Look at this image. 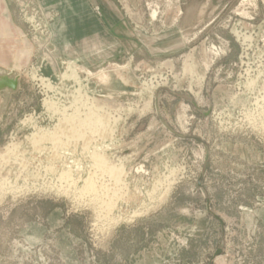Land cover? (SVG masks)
<instances>
[{
	"label": "rangeland",
	"instance_id": "374dc122",
	"mask_svg": "<svg viewBox=\"0 0 264 264\" xmlns=\"http://www.w3.org/2000/svg\"><path fill=\"white\" fill-rule=\"evenodd\" d=\"M47 2L0 0V66L20 79L0 92V264H264V0H81L95 21L58 37L69 4ZM87 98L123 171L99 162L69 188L83 140L58 155L34 139L94 113Z\"/></svg>",
	"mask_w": 264,
	"mask_h": 264
},
{
	"label": "bare ground",
	"instance_id": "6f19581e",
	"mask_svg": "<svg viewBox=\"0 0 264 264\" xmlns=\"http://www.w3.org/2000/svg\"><path fill=\"white\" fill-rule=\"evenodd\" d=\"M245 34V33H244ZM237 35V34H236ZM243 36V35H242ZM241 36V37H242ZM238 37V36H237ZM240 37V36H239ZM239 39H241V38H239ZM251 39V38H250ZM39 43V42H38ZM47 43V42H46ZM244 43V42H243ZM246 44H248V43H246ZM47 45H48V43H47ZM249 45V44H248ZM44 46V45H43ZM40 48H41V46H40ZM45 49V48H44ZM41 50V49H40ZM53 51V50H52ZM51 53V52H50ZM53 53V52H52ZM48 54V53H47ZM46 55V54H45ZM50 56H51V54H50ZM53 56V55H52ZM43 58H45V57H43ZM52 60V59H51ZM42 63V62H41ZM49 63V62H48ZM50 64V63H49ZM68 65H70V64H68ZM52 67H54V65L52 66ZM51 67V68H52ZM61 67V66H60ZM70 68V67H69ZM55 69V68H54ZM52 70V69H51ZM64 70V69H63ZM12 72H15V71H10V72H8L9 74H11ZM67 72V71H66ZM65 72V73H66ZM249 72V71H248ZM13 74V73H12ZM69 74V73H68ZM70 75H71V77H73L74 79L75 78H78L79 79V76H78V74L73 70L71 73H70ZM62 77H64V76H62ZM66 77V76H65ZM65 77H64V79H65ZM70 78V77H69ZM93 78V77H92ZM96 78V77H95ZM72 79V78H71ZM58 80V79H57ZM63 80V79H62ZM68 80V79H67ZM66 80V81H67ZM44 81V80H43ZM42 81V82H43ZM49 81V80H48ZM68 82V81H67ZM50 83H52V82H50ZM79 84V83H78ZM48 85V84H47ZM48 86H50V85H48ZM86 86V85H85ZM52 88H54V87H52ZM97 90V89H96ZM81 91V90H80ZM242 94V93H241ZM82 95V94H81ZM264 97V96H263ZM48 102V101H47ZM51 102V101H50ZM84 103H87V104H83L85 107L87 106L88 107V109H90V110H96L94 113H91V114H88V115H86V118L84 119H82V117H74V118H72V119H70L69 118V116H68V119H66V118H64V117H61V119H65L64 121H66V123L64 124L63 123V127H61L62 126V124L61 123H59V125H60V127L61 128H57L58 129V131H53V133H52V131H50L51 133H49L48 132V130H47V132H45V133H43V134H41L40 136H39V138L37 139V140H35L34 138V143H36L35 141H37V143L36 144H41V143H43V141H45V143H46V141H51V144L52 145H54L52 148H53V151L55 150V153L56 154H58L59 152V150H62V151H65V149H67L66 147H69V146H74V144H77L76 143V141H78V140H83V144L84 145H82V153L83 154H86L85 156H84V159H82V160H84V161H86V164L85 163H83V164H81V165H79V167L77 168L76 167V169H71V168H69V167H67V168H69L68 170H67V172L69 171L70 173H69V176L71 177V180H72V178L73 179H75L76 181H74V180H72L71 182H70V184H68L67 182V185H68V187L69 188H72V184H74L75 186H78V187H80V188H86V184L88 185V182L87 181H89V180H87V178L89 177V175L91 174V176H90V179L92 178V174L93 173H90V171L91 170H95L96 169V172H97V168L99 167V165H98V163L100 162V164L103 162V163H105V164H107L106 166H108L107 168H109V166H112V173L110 172V170H109V172H110V174H111V176L112 175H116L117 177H118V175H120V174H118L119 172H121V171H119L118 173H117V171L118 170H122L123 171V166H121V163H120V160H119V163L120 164H117V163H115V161L113 160V159H111V160H113V161H107L108 159H107V157L105 158V156H104V154H105V151H107L109 148L106 146V144H107V138H106V136H107V131H109V133L111 132V131H114L113 130V124H112V121H111V119L109 120V119H105V118H103V117H105V116H98V117H96L97 118V120H99V119H101L100 121H99V123L101 122V124H100V130H101V132H105V135L103 134V133H101V132H99V133H101V135L98 133V132H96L95 131V127H94V124L92 125V127L91 126H89V127H91L90 129H89V127L87 126L88 124H86V121L87 120H89V118L90 119H92L91 118V115L92 114H94L95 116H96V114L95 113H97V114H100V112H98V110H102L104 107H102L100 104H97V103H95V101H93V100H90V99H86L85 100V102ZM51 104V103H50ZM49 104V106H51ZM264 104V103H263ZM46 106H47V103L45 104ZM57 105V104H56ZM245 106V105H244ZM247 106V105H246ZM257 106V105H256ZM54 107H55V105L54 106H52V109H54ZM58 107V106H57ZM106 107V106H105ZM47 108H48V106H47ZM47 108H46V112H47ZM81 108V107H80ZM79 109V108H78ZM49 110V109H48ZM55 110V109H54ZM57 110V109H56ZM113 110H115V109H113ZM116 111V110H115ZM130 113V112H129ZM54 114H56V113H54ZM53 114V115H54ZM85 114V113H84ZM83 114V115H84ZM57 115V114H56ZM62 115H64V116H66V113L65 114H62ZM61 115V116H62ZM74 115V114H73ZM101 115V114H100ZM249 115H250V112H249ZM60 116V115H59ZM76 116V115H75ZM67 117V116H66ZM84 117H85V115H84ZM94 117V116H93ZM107 118V117H106ZM248 118V117H247ZM62 122H63V120H61ZM60 121V122H61ZM246 121H248V120H246ZM245 121V122H246ZM250 121V120H249ZM26 122V121H25ZM29 122V121H28ZM32 122V121H31ZM47 122H48V120H47ZM57 122H59V120L57 121ZM92 122V121H91ZM94 123H95V120H94ZM99 123H98V126H99ZM115 123V122H114ZM250 123V122H249ZM252 123V122H251ZM52 124V123H51ZM245 124V123H244ZM58 124H56V126H57ZM90 125V124H89ZM55 126V125H54ZM55 126V127H56ZM97 126V125H96ZM118 126V125H117ZM36 126H34L33 128H35ZM57 127H59V126H57ZM115 128V127H114ZM263 128H264V126H263ZM43 129V128H42ZM46 129V128H45ZM54 129V128H53ZM56 129V128H55ZM52 130V129H51ZM90 130H91V132H90ZM99 130V131H100ZM44 131H46V130H44ZM89 132L90 133H92L91 135L93 136V139H91V138H89ZM99 135L100 137H96V135ZM34 135V134H33ZM97 135V136H98ZM92 136H90V137H92ZM110 136V135H109ZM33 137V136H32ZM32 137L30 138V139H32ZM95 137V138H94ZM86 138H88L87 140H86ZM115 138V137H114ZM29 139V140H30ZM109 139V138H108ZM41 142V143H40ZM92 142H94V144L92 143ZM97 142H99V143H97ZM111 142V141H110ZM33 143V144H34ZM69 143H71L70 145H69ZM31 144V143H30ZM35 144V145H36ZM48 144V143H47ZM15 145V144H14ZM112 145V144H111ZM16 146H18V145H16ZM16 146H14L13 148V150H18L17 148H19V147H17L16 148ZM51 146V145H50ZM76 146V145H75ZM87 147V148H86ZM114 147V146H113ZM111 148V147H110ZM38 149H40V147L38 148ZM44 149H45V147H44ZM50 149V148H49ZM48 149V150H49ZM64 149V150H63ZM76 149V148H75ZM41 150H43V149H41ZM47 150V151H48ZM52 150V149H51ZM50 150V151H51ZM45 151V150H44ZM46 151V152H47ZM49 151V152H50ZM12 153V151L11 150H8V153ZM39 152H40V150H39ZM46 152H44V153H46ZM52 152V151H51ZM9 153V154H10ZM48 153V152H47ZM80 153V152H79ZM81 153V154H82ZM9 154H7V155H9ZM17 154V153H16ZM80 154V155H81ZM88 154H91V157L90 156H88ZM22 156L24 155V154H21ZM52 155V154H51ZM59 155V154H58ZM6 155L4 154L3 156H2V159L3 158H6L5 157ZM53 157V156H52ZM59 157V156H58ZM64 157V156H63ZM9 157H7V159H8ZM50 158V157H49ZM48 158V159H49ZM94 158H96V162L94 163V160H92V159H94ZM116 158V157H115ZM121 158V157H120ZM48 159L46 158V161H48ZM57 159V158H56ZM52 160V159H51ZM7 161H9L10 162V160H7ZM6 160L4 161V164H8V166H9V162H7ZM50 161V160H49ZM6 162V163H5ZM53 162V161H52ZM122 162V161H121ZM49 163H51V162H49ZM57 164H59V163H57ZM72 164V163H71ZM76 165V164H75ZM96 165H98V167H96ZM20 167H22V165H19ZM27 166H29V165H27ZM26 166V167H27ZM33 166V165H32ZM47 166V165H46ZM63 166H65V165H63ZM19 167V168H20ZM24 167V166H23ZM71 167V166H70ZM100 167H101V165H100ZM105 167V166H104ZM19 168H18V170H19ZM49 168V167H48ZM102 168H103V166H102ZM55 169V168H54ZM64 169V168H63ZM101 169V168H100ZM110 169V168H109ZM17 170V169H16ZM24 170V169H23ZM78 170H80V172L78 171ZM20 171L21 170H19V173H20ZM57 171H58V169H57ZM64 171V170H63ZM99 171V170H98ZM108 171V170H107ZM106 171V172H107ZM18 172V171H17ZM22 172V171H21ZM94 172V171H93ZM103 172H104V169H103ZM18 173V174H19ZM46 173V172H45ZM55 173V171L53 172V174ZM90 173V174H89ZM173 173H176V172H173ZM2 174V173H1ZM8 174V173H7ZM23 174V173H22ZM50 174H52V173H49V175ZM128 174V173H127ZM20 175L21 174H19L18 176L20 177ZM45 175V174H44ZM64 174H63V172L62 173H59L58 174V177L55 175V176H53V175H50V176H52V178H51V181L50 182H53L54 181V179H60V178H63L64 176H63ZM68 175V173H66V176ZM86 175V176H85ZM122 175V174H121ZM172 175V174H171ZM176 175V174H175ZM28 176V175H27ZM40 176V175H39ZM103 176H105V173H99V172H97V173H95L94 175H93V177H103ZM107 176V175H106ZM109 176V175H108ZM115 176V177H116ZM126 176V175H125ZM124 176V177H125ZM1 177V176H0ZM8 177V176H7ZM18 177V178H19ZM30 177H32L33 179H36V177L37 176H35V175H33V174H31V176ZM29 177V178H30ZM170 177H172V176H170ZM50 178V177H49ZM110 178H112V177H110ZM119 178V177H118ZM177 179H178V177H176ZM3 181H4V179L3 178H1ZM7 179V178H6ZM64 179H67V178H65L64 177ZM63 179V180H64ZM101 179V178H100ZM113 179V178H112ZM112 179H111V182H112ZM120 180H121V178H119ZM165 179V178H164ZM167 179V181H168V179H169V177L168 178H166ZM19 179H17V181H18ZM27 180V179H26ZM25 180V181H26ZM62 180V181H63ZM68 180H69V178H68ZM173 180H175V178L173 179ZM9 181V180H8ZM57 181V180H56ZM61 180H60V182H62ZM99 181V179H92L91 181H90V184H92L94 187L92 188V189H90V190H88V188H87V190H85V193L86 194H89V195H92V200H90V201H94V200H96V199H98V197L97 196H99L100 195V193H99V195H96L97 194V191H96V185H97V183H99L98 182ZM113 181H114V179H113ZM28 182V181H27ZM27 182H26V184H27ZM58 182V181H57ZM57 182L55 183V184H57ZM72 182H74V183H72ZM115 182V181H114ZM165 182V181H164ZM162 183V184H165V183ZM63 183V182H62ZM65 183V182H64ZM121 183V182H120ZM119 183V184H120ZM5 184H8L7 183V181L5 180L4 181V183H2V186H4ZM29 184V183H28ZM101 184V183H100ZM116 184V183H115ZM125 184V183H124ZM1 185V184H0ZM12 184H10L9 186H11ZM16 185V184H15ZM44 185V184H43ZM62 185V184H61ZM113 185V184H112ZM166 185V184H165ZM164 185V186H165ZM169 186L170 185H172V182H170V184H168ZM6 186V185H5ZM45 186V185H44ZM60 186V185H59ZM127 185L125 184V187H126ZM168 186V187H169ZM12 187V186H11ZM15 187V189L16 190H20V189H22L21 187H19V188H17L16 186H14ZM25 187V186H24ZM51 187V186H50ZM56 187V186H55ZM61 187H63V186H61ZM90 187V186H89ZM125 187H122V188H124L125 189ZM137 187V186H136ZM166 187V186H165ZM1 188V187H0ZM35 188V187H34ZM47 188H49V186L47 187ZM102 188H103V186H102ZM107 188V187H106ZM118 188V187H117ZM141 188V187H140ZM172 188H173V186H172ZM6 189H8V188H5V187H2L0 190H4V191H6ZM15 189H13L12 191H15ZM24 189H26L27 190V188L25 187ZM29 189V188H28ZM36 189V188H35ZM42 189V188H41ZM40 189V190H41ZM67 189V188H66ZM74 189V188H73ZM98 189V188H97ZM104 189V188H103ZM113 189V188H112ZM119 189H120V187H119ZM119 189H117L118 191H119ZM164 189V188H163ZM166 189V188H165ZM10 191H11V189H9ZM45 190V189H44ZM61 190V189H60ZM65 189L64 188H62V191H59V192H63ZM70 190V189H69ZM137 190V189H136ZM37 191V190H36ZM67 191V190H66ZM66 191H64V192H66ZM103 191H105V190H103ZM123 191V190H122ZM135 191V190H134ZM172 191V190H171ZM3 192V191H2ZM21 192H23V189H22V191ZM47 192H48V190H47ZM64 192L62 193V194H64ZM74 192V191H73ZM83 192V191H82ZM124 192V191H123ZM164 192V191H163ZM14 193V192H13ZM18 193V192H17ZM30 193H31V191H30ZM45 193V192H44ZM71 193V192H70ZM69 193V194H70ZM79 193V192H78ZM101 193H103V192H101ZM127 193V192H126ZM135 193V192H134ZM145 193V192H144ZM9 194V193H8ZM118 194H121V192L120 193H118ZM123 194V193H122ZM169 194H170V188H168L167 190H166V192H164V194L162 195V201H165V200H167L168 199V197H170L169 196ZM71 195V194H70ZM115 195V194H114ZM146 195H147V192H146ZM76 196V195H75ZM119 196V195H118ZM18 197V196H17ZM78 197V196H77ZM87 197V196H86ZM90 197V196H89ZM115 197H117L116 195H115ZM16 198V197H15ZM67 198V197H66ZM79 198H82V196L81 197H79ZM83 198H84V196H83ZM91 198V197H90ZM114 198V197H113ZM118 198V197H117ZM83 200V199H82ZM1 201V200H0ZM84 201H86V200H84ZM104 201V200H103ZM161 201V200H160ZM161 201V202H162ZM82 202V201H81ZM107 202V201H106ZM105 201H104V203H106ZM167 202V201H166ZM78 203V202H77ZM163 203V202H162ZM107 204V203H106ZM113 204H114V201H113ZM129 205V204H128ZM115 206V205H114ZM108 207V206H107ZM116 209V208H115ZM113 210H114V208H113ZM105 212H107V211H105ZM144 212V211H143ZM101 213V216L106 220V222L110 225H112V221H113V218H112V216H113V213H112V215H106V213H102V211L100 212ZM129 214V213H128ZM144 214V213H143ZM100 215V214H99ZM137 215V214H136ZM140 215V214H139ZM121 216V215H120ZM123 216V215H122ZM134 216H135V214H134ZM100 217V216H99ZM101 217V218H102ZM114 217H116V216H114ZM117 217H119V216H117ZM127 217V216H126ZM133 217V216H132ZM135 217H138V216H135ZM100 218V219H101ZM131 219V218H130ZM129 219V220H130ZM133 219H134V217H133ZM103 220V219H102ZM116 220V219H115ZM124 220V219H123ZM128 220V219H127ZM118 221H122V220H118ZM105 222V221H104ZM105 222V223H106ZM116 222H117V220H116ZM96 223V222H95ZM102 223V222H101ZM97 228V227H96ZM103 228H104V226H103ZM107 229V228H106ZM97 231V230H96ZM99 231V230H98Z\"/></svg>",
	"mask_w": 264,
	"mask_h": 264
},
{
	"label": "crops",
	"instance_id": "0c3cea01",
	"mask_svg": "<svg viewBox=\"0 0 264 264\" xmlns=\"http://www.w3.org/2000/svg\"><path fill=\"white\" fill-rule=\"evenodd\" d=\"M42 1L45 5L48 4L47 0H40ZM76 1H79V3L73 4ZM81 0H67L68 2V6H66V8L63 10V15L60 18V20L58 21V23L55 26V31H57V37L60 36L62 34V32H64V27H65V32H70V33H74L76 31H85V28H83V16L85 17H92L91 13L88 11L89 10V5H87L85 2H80ZM83 1V0H82ZM95 2H97V0H95ZM71 3L73 5H71ZM81 10H87L88 13L86 15H81L80 11ZM91 21H95V19L92 17L90 18ZM64 24V25H63ZM58 30H60L58 32ZM100 30V28L98 29V31ZM89 35H87V33L83 32V36L80 37V39L85 40L86 37H88ZM72 36H70L71 38ZM79 39V40H80ZM75 40V39H72ZM86 63V60H83ZM0 70L3 72H7L9 70H7L6 68L3 69V67L0 66Z\"/></svg>",
	"mask_w": 264,
	"mask_h": 264
},
{
	"label": "water",
	"instance_id": "95a60500",
	"mask_svg": "<svg viewBox=\"0 0 264 264\" xmlns=\"http://www.w3.org/2000/svg\"><path fill=\"white\" fill-rule=\"evenodd\" d=\"M19 88H20V79L16 75L7 74L5 72L0 73V92L6 91V90L10 92H17ZM194 140L199 141V139H195V138ZM199 185H201V181L199 182ZM208 210L213 217L218 219L223 224L222 220L217 215L213 214V212L210 210L209 201H208ZM221 254H222V250H219L214 255V258H217Z\"/></svg>",
	"mask_w": 264,
	"mask_h": 264
}]
</instances>
